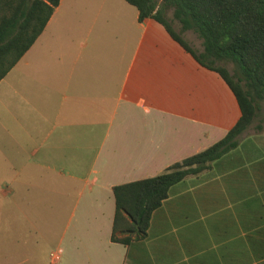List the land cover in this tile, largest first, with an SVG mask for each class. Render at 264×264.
Returning <instances> with one entry per match:
<instances>
[{"label": "crops", "instance_id": "crops-1", "mask_svg": "<svg viewBox=\"0 0 264 264\" xmlns=\"http://www.w3.org/2000/svg\"><path fill=\"white\" fill-rule=\"evenodd\" d=\"M64 2L0 80V264H264V128L252 124L170 188L145 238L111 241L114 186L207 149L241 112L156 21L103 0L74 44Z\"/></svg>", "mask_w": 264, "mask_h": 264}, {"label": "trees", "instance_id": "trees-1", "mask_svg": "<svg viewBox=\"0 0 264 264\" xmlns=\"http://www.w3.org/2000/svg\"><path fill=\"white\" fill-rule=\"evenodd\" d=\"M2 1V0H1ZM138 12V21L162 25L203 68L217 73L233 93L241 116L233 128L207 149L170 165L157 176L112 188L115 213L111 241L128 245L146 237L152 213L170 188L210 169L238 144L264 101V0H123ZM160 1V3H159ZM60 0H4L0 6V80L17 63L46 26ZM172 12L175 31L165 13ZM193 32L196 52L183 38ZM223 63L233 65L230 73Z\"/></svg>", "mask_w": 264, "mask_h": 264}, {"label": "rangeland", "instance_id": "rangeland-1", "mask_svg": "<svg viewBox=\"0 0 264 264\" xmlns=\"http://www.w3.org/2000/svg\"><path fill=\"white\" fill-rule=\"evenodd\" d=\"M102 1L103 0H65V10L63 12V16L64 20L67 22V25L71 29L69 31L68 36L66 35V40L71 42L70 37H76L83 41V28H87L91 24V21L93 20L96 14V10L102 3ZM112 2L115 3L117 6L114 8V10H116L117 8L128 12L136 11L133 6L127 4L123 0H112ZM165 15L168 20L172 21L171 11H167ZM171 24L175 31H179V26L177 22L172 21ZM183 38L196 52H200L202 50L201 41L193 32L190 31L188 34H184ZM71 43L78 44L77 42ZM61 52H65V55H63V59L65 60L68 66L71 61H73L75 58V50L71 48ZM59 53L60 51L57 50V54ZM223 65L228 68L230 73H233V65L231 63H223ZM257 127L264 128V101L258 102V111L252 122V125L250 126V128H248V133H250V131H256Z\"/></svg>", "mask_w": 264, "mask_h": 264}, {"label": "built area", "instance_id": "built-area-1", "mask_svg": "<svg viewBox=\"0 0 264 264\" xmlns=\"http://www.w3.org/2000/svg\"><path fill=\"white\" fill-rule=\"evenodd\" d=\"M50 258H51V261H52L53 263H56V262L59 261V259H60V255H59L58 252H52V253L50 254Z\"/></svg>", "mask_w": 264, "mask_h": 264}]
</instances>
